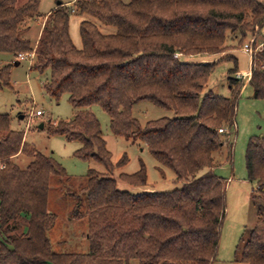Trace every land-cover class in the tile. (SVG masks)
I'll return each mask as SVG.
<instances>
[{
	"label": "trees",
	"instance_id": "obj_1",
	"mask_svg": "<svg viewBox=\"0 0 264 264\" xmlns=\"http://www.w3.org/2000/svg\"><path fill=\"white\" fill-rule=\"evenodd\" d=\"M16 2L0 0V54L14 58L34 52L29 71L49 72L45 94L56 102L67 95L74 109L68 121H48V133L78 142L74 156L95 161L105 172L89 169L85 177L89 252L53 253L47 237L55 221L46 207L49 182L53 176L65 178V171L37 152L23 131L11 130L8 114H0V264H212L226 211V182L215 175L213 158L225 147L231 162L230 136L243 82L235 77L233 56L223 55L217 62L183 58L219 56L241 48L264 26V2L74 0L56 5L43 17L40 0H26L21 6ZM84 15L115 32L102 33L82 20L81 47L76 48L70 17ZM41 17L46 19L31 45L25 24ZM221 61L233 63L227 78L229 97L202 95ZM13 66H0V90L12 89ZM250 72L252 98L264 100V39ZM144 101L174 116L141 127L132 107ZM92 107L107 114L113 135L144 143L181 186L140 195L119 190L112 173L125 157L112 164ZM19 155L32 161L20 168L13 160ZM245 169L255 186L257 214L242 262L264 264V137L249 139ZM118 179L133 187L145 185L143 164L138 172Z\"/></svg>",
	"mask_w": 264,
	"mask_h": 264
},
{
	"label": "rangeland",
	"instance_id": "obj_2",
	"mask_svg": "<svg viewBox=\"0 0 264 264\" xmlns=\"http://www.w3.org/2000/svg\"><path fill=\"white\" fill-rule=\"evenodd\" d=\"M73 1L40 0L38 12L43 17L51 12L57 3L71 4ZM122 1L127 2L128 0ZM260 1L264 2V0ZM25 2L26 0H17L16 3L17 6H21ZM42 17L36 21L28 20L25 24V26L28 25L25 38L30 41L31 45L35 44L38 32L46 19ZM82 20L92 22L102 33L115 32L113 28L92 16L84 15L81 18L71 16L69 31L76 48L81 47L78 25ZM263 39L264 26L259 34L248 37L241 48L232 52L219 56H193L183 59L192 62L199 60L217 62L223 55H229L237 59V74H244L250 70V55L243 51L244 45L250 44L252 50L255 51L262 45ZM175 57L179 56L175 55ZM12 60L11 56L0 54V66L12 64ZM232 67V62H218L202 90V95L211 93L216 97H229L227 78L228 70ZM11 70L12 89L0 90V114H8L10 129L23 131L25 140L37 152L53 159L66 174L65 178L53 176L49 182L46 207L48 213L55 218L52 228L47 233L50 249L57 254H87L89 242L85 177L89 169L104 173V167L93 160L77 159L74 152L80 147L78 142H69L63 136L48 133L46 126L48 121H68L74 115V109L68 103L67 95L62 96L56 102L45 94L43 83L48 78L49 72L43 75L31 72L27 62L18 63ZM240 80L243 82V87L237 106L235 131L230 136V142L233 144L231 162L227 161L225 147L214 154L213 158L215 175L226 182V211L220 230L217 254L212 264H244L242 262L244 246L255 224L257 214V200L254 198L256 193L253 190L255 186L247 180L245 152L250 138L264 137V100L253 99L251 89L245 84L246 79L241 78ZM38 110L43 113V116L33 115L32 121L27 125L30 112L34 113ZM91 111L99 120L102 137L106 143V149L111 154L112 164L116 165L125 157V163L115 168L112 173L119 190L140 195L170 192L181 186L179 182H176L173 172L161 166L152 157L144 143L113 135L109 128L107 114L98 107H92ZM21 116L23 119H20ZM132 116L143 127L149 121L164 117L172 118L174 113L144 101L132 107ZM40 123L45 125L43 129L38 128ZM13 160L20 168H25L32 158L19 155ZM141 164L146 174L145 185L133 187L118 179L120 174L132 175L138 172ZM23 225L21 224L20 227L22 230H24ZM19 233L20 230L15 234ZM129 264L138 263L131 261Z\"/></svg>",
	"mask_w": 264,
	"mask_h": 264
},
{
	"label": "built area",
	"instance_id": "obj_3",
	"mask_svg": "<svg viewBox=\"0 0 264 264\" xmlns=\"http://www.w3.org/2000/svg\"><path fill=\"white\" fill-rule=\"evenodd\" d=\"M262 45H260L255 51L252 50V47L250 44H245L244 45V49L243 51L247 54L250 55V68H251V61L254 57V54H256L257 52H259L261 50ZM34 60V52H30V53H26V54H18L16 57L13 58L12 63H22V62H27L28 66L30 68V66L32 65ZM251 72L250 70L244 74H237L235 77L237 79H241L244 78L246 79L245 84L248 83L249 78H250ZM33 115H35L36 117H42L43 113L41 111H35L34 113L31 111L29 114V117H27V125L32 121L33 119ZM219 133H222V130H218Z\"/></svg>",
	"mask_w": 264,
	"mask_h": 264
},
{
	"label": "water",
	"instance_id": "obj_4",
	"mask_svg": "<svg viewBox=\"0 0 264 264\" xmlns=\"http://www.w3.org/2000/svg\"><path fill=\"white\" fill-rule=\"evenodd\" d=\"M60 4H61L60 2L57 3V6H59ZM17 64H18V63H15V65H17ZM20 119H23V117L21 116ZM43 126H44L43 123H41V124L38 126V128H39V129H43Z\"/></svg>",
	"mask_w": 264,
	"mask_h": 264
},
{
	"label": "crops",
	"instance_id": "obj_5",
	"mask_svg": "<svg viewBox=\"0 0 264 264\" xmlns=\"http://www.w3.org/2000/svg\"><path fill=\"white\" fill-rule=\"evenodd\" d=\"M49 13H50V12H49ZM49 13H47L46 15H48ZM40 32H41V30L38 32V35H37V37H36V41L38 40V37H39V35H40ZM36 41H35V42H36ZM12 64H13V63H12ZM40 124H41V123H40ZM40 124H39V125H40ZM43 128H44V126H43Z\"/></svg>",
	"mask_w": 264,
	"mask_h": 264
}]
</instances>
